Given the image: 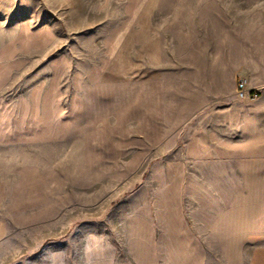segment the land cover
Returning a JSON list of instances; mask_svg holds the SVG:
<instances>
[{
	"label": "rangeland",
	"instance_id": "1",
	"mask_svg": "<svg viewBox=\"0 0 264 264\" xmlns=\"http://www.w3.org/2000/svg\"><path fill=\"white\" fill-rule=\"evenodd\" d=\"M263 247L264 0H0V264Z\"/></svg>",
	"mask_w": 264,
	"mask_h": 264
},
{
	"label": "built area",
	"instance_id": "2",
	"mask_svg": "<svg viewBox=\"0 0 264 264\" xmlns=\"http://www.w3.org/2000/svg\"><path fill=\"white\" fill-rule=\"evenodd\" d=\"M236 95L239 99L254 102L260 98V93L247 86L246 80L240 79L236 85Z\"/></svg>",
	"mask_w": 264,
	"mask_h": 264
},
{
	"label": "crops",
	"instance_id": "3",
	"mask_svg": "<svg viewBox=\"0 0 264 264\" xmlns=\"http://www.w3.org/2000/svg\"><path fill=\"white\" fill-rule=\"evenodd\" d=\"M247 85L248 87H250L248 82ZM251 264H264V247L254 253L253 261Z\"/></svg>",
	"mask_w": 264,
	"mask_h": 264
}]
</instances>
